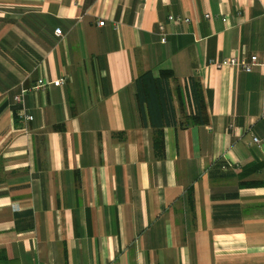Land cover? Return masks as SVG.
Segmentation results:
<instances>
[{"label": "crops", "instance_id": "1", "mask_svg": "<svg viewBox=\"0 0 264 264\" xmlns=\"http://www.w3.org/2000/svg\"><path fill=\"white\" fill-rule=\"evenodd\" d=\"M0 264H264V0H0Z\"/></svg>", "mask_w": 264, "mask_h": 264}, {"label": "trees", "instance_id": "2", "mask_svg": "<svg viewBox=\"0 0 264 264\" xmlns=\"http://www.w3.org/2000/svg\"><path fill=\"white\" fill-rule=\"evenodd\" d=\"M173 77L171 70H160L158 75L150 71L139 74L134 81L135 97L141 113L147 115L149 122L156 129L154 146L159 156L163 153V127L175 122V113L172 105V96L168 87V80ZM190 97L194 112L186 117L185 121L192 124L207 122L206 108L199 83L191 78Z\"/></svg>", "mask_w": 264, "mask_h": 264}, {"label": "built area", "instance_id": "3", "mask_svg": "<svg viewBox=\"0 0 264 264\" xmlns=\"http://www.w3.org/2000/svg\"><path fill=\"white\" fill-rule=\"evenodd\" d=\"M208 16H209V14H206V17H208ZM169 20L173 21V22L188 21L187 18H183V17L180 18V17H173V16H169ZM221 20L225 22L226 18L224 16H221ZM103 24H104L103 20L98 21V25H103ZM55 33L60 34V29L59 28L55 29ZM161 41L165 42L164 36L161 37ZM207 63L209 65L217 68V69H221L224 67H237V68L244 70V71H251L252 68L254 67V65L257 63V56L251 55L248 58H243V57L239 58L237 56H228V57L222 58L220 60L211 58L208 60ZM63 82H64V80L62 78H59V79L53 81V83L58 84V85L62 84ZM49 83H50V81H47L46 79H43V78H39L37 80L36 86L44 88ZM15 98L17 99V101H20V102L22 101L21 96H15ZM252 140H253V143L258 145L259 140L256 137H253Z\"/></svg>", "mask_w": 264, "mask_h": 264}]
</instances>
